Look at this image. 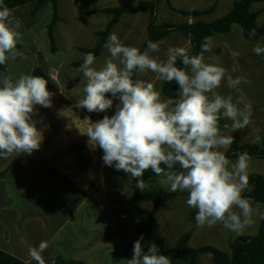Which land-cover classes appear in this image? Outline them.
<instances>
[{
	"label": "crops",
	"instance_id": "crops-1",
	"mask_svg": "<svg viewBox=\"0 0 264 264\" xmlns=\"http://www.w3.org/2000/svg\"><path fill=\"white\" fill-rule=\"evenodd\" d=\"M152 1L56 0L55 20L50 2L38 9L35 2L10 9L21 21L19 31L22 38L17 43L21 48L17 49L20 55L10 58L5 69L0 71V87L5 75H11L14 82L21 75H34L47 80V90L53 97L52 107L37 105L35 108L33 119L43 137L39 150L31 155L15 153L7 159L0 158V172L13 165L6 176L0 178L1 251L26 264H37L30 258L29 248L47 241L48 248L42 253L46 264H52V260L56 262L59 256L84 264H121L132 259L134 244L141 236L145 254L150 245H155L159 252L171 249L181 236L189 233V248L209 246L230 256V243L239 237L259 233L264 203L252 204L255 209L253 223L237 234L222 223L198 228L195 221L197 210L186 203L188 194L159 201L146 225L148 230L141 232L142 220L152 214L154 204L143 198L130 200L135 191L146 192L152 188L159 196L171 191L160 183L161 177L157 176L150 178L153 183L142 176L146 187L141 191L136 186L137 179L117 171L114 166H106L102 160L103 151L98 146L93 148L89 137L79 131L86 129V118L95 123L105 115H114L119 103L114 98L113 108L106 113H89L75 107L83 96L86 83L78 71L85 50L95 48L105 31L93 67L101 68L110 57L105 45L112 34H116L124 46L140 50L152 21L151 13L148 10L123 12L113 20L114 15L108 10L136 7ZM234 1L237 0L160 2L154 22L213 21L226 15ZM209 10L199 17H186L180 13ZM250 10L256 13L257 24L264 26V0H255ZM210 38L211 51L205 62L225 68L233 78L241 77L239 88L252 108L251 123L247 128L234 133L225 128L221 129V134L233 135L239 144L252 143L260 148L264 143V53L257 55L253 49L257 45L264 48V37L248 40L242 27L233 23L229 31L213 33ZM156 43L160 50L150 55L166 60L169 47L187 48L190 40L175 30ZM234 52L239 55H232ZM135 79L153 83L160 91L161 99H169L162 91L163 82L156 79L155 73H136ZM245 80L247 83L243 82ZM216 91L225 97L231 95L233 102L237 98L236 91L227 86L226 78ZM223 120L225 125L231 124L230 120ZM237 159L230 161L235 163ZM251 174L264 177V159L250 156L248 176ZM196 264L214 262L210 254L202 253Z\"/></svg>",
	"mask_w": 264,
	"mask_h": 264
},
{
	"label": "clouds",
	"instance_id": "clouds-1",
	"mask_svg": "<svg viewBox=\"0 0 264 264\" xmlns=\"http://www.w3.org/2000/svg\"><path fill=\"white\" fill-rule=\"evenodd\" d=\"M20 27L21 21L13 12L0 5V65L20 55ZM250 34L255 35V31ZM105 47L110 57L99 69L92 66L96 57L85 54L78 71L86 83L75 105L89 113H106L113 108L114 98L119 100L114 115H105L95 123L86 118V129L79 130L89 137L93 148L98 146L103 151L104 164L137 179L136 186L141 191L146 187L141 177L151 170L161 177L160 183L168 191L187 192V205L197 210L198 228L222 223L240 234L250 227L255 209L251 199L243 196L252 191L248 177L250 156L247 152L237 153L235 163L227 158L225 153L234 137L221 134L218 122L222 116L231 121L224 126L228 132L242 131L251 123L252 108L239 88L241 77L233 78L225 68L205 62L211 38L204 39L197 55H189L184 47H169L166 60L150 55L160 50L159 44L152 41L141 53L136 47L124 46L112 34ZM253 51L261 55L264 48L257 45ZM178 59L183 68L177 67ZM146 71L155 73L158 81L175 82L179 86L178 98L162 100L153 83L133 79L134 73ZM225 78L227 86L237 93L235 102L231 95L225 97L216 91ZM47 83L34 75H21L15 82L11 75L3 77L0 158L7 159L15 153L31 155L39 150L43 137L33 116L37 105L52 107L53 94L47 90ZM177 165L179 171L174 170ZM142 240L141 236L135 242L132 259L121 264H171L167 256L158 254L155 245H150L145 254ZM47 248V241L30 247V258L37 264H46L42 253Z\"/></svg>",
	"mask_w": 264,
	"mask_h": 264
},
{
	"label": "trees",
	"instance_id": "trees-1",
	"mask_svg": "<svg viewBox=\"0 0 264 264\" xmlns=\"http://www.w3.org/2000/svg\"><path fill=\"white\" fill-rule=\"evenodd\" d=\"M255 0H237L233 2L231 10L224 16L219 17L213 21H203L198 20L192 23L189 22H181V23H171L165 22L161 24H155L154 17L157 5L160 2H168V0H153L152 2L140 3L136 7H121L116 9L108 10V12L114 15V19H116L123 12H136V11H146L148 10L151 13L152 21L149 23L147 27L146 38L140 48V52L142 53L145 48H147V44L149 41L156 42L159 39H162L167 34L172 31L178 30L182 32L187 38L190 40V44L187 46V50L189 55H197L201 51V45L204 42L206 37H210L213 33L216 32H227L230 29L231 24L237 23L242 27L243 35L248 40H255L260 37H264V26H259L256 22L257 15L256 13L250 10V5ZM35 2L36 9L40 8L45 2H50L54 9V18H56V0H0V5L7 6L9 9H13L15 7L24 6L27 3ZM209 11H193L191 13L188 12H180L184 16L192 15L194 17L202 16ZM49 31L51 30V25L48 27ZM255 31V35H251L252 31ZM106 31L102 33L101 39L98 45L90 50H85V54L92 53L96 56L102 47L103 41L105 39ZM51 36V34H50ZM21 45L17 44V49H20ZM205 58L208 56V52L204 53ZM84 60V59H83ZM83 61L79 63L81 66ZM7 63L5 65H0V71L4 70ZM177 67H184L182 62L177 60ZM135 74L133 75V79L135 80ZM179 86L175 84V82L168 83L163 82L162 91L163 93L171 98L177 99V90ZM220 129H225V123L223 118L221 117L219 120ZM247 152L249 156L262 158L264 159V143L260 148H257L252 143L247 144H239L234 140V143L225 153L229 160L233 158H238L237 153ZM12 164L5 170L0 172V178L6 176L7 172L12 168ZM162 168L166 169V166L161 165ZM174 170L179 171V166L177 165ZM145 177L153 178L156 176L151 170H148L144 173ZM249 177V184L252 188L251 192H244L243 196L246 198H250L252 204L256 203H264V177L258 174H251ZM151 183L152 180H150ZM178 194H188L187 192H171L166 195L159 196L155 194L154 190L151 188L146 192H140L138 190L135 191V194L130 200H135L139 198H143L146 200H152L154 206L152 214L147 216L142 220L141 224V232H146L148 230L147 224H149L151 218L154 215V209L156 210V205L159 201L167 200L173 196ZM189 237V233L181 236L175 247L171 249H167L159 252L158 254L165 255L169 258L171 264H196L197 257L202 253H208L212 256L214 264H264V218H262L261 226L259 233L256 236H242L230 243V251L231 255L213 248V247H201L197 249H191L187 245V240ZM0 264H26L17 258L3 252L0 250ZM55 264H84L80 261H75L66 257L59 256Z\"/></svg>",
	"mask_w": 264,
	"mask_h": 264
},
{
	"label": "rangeland",
	"instance_id": "rangeland-1",
	"mask_svg": "<svg viewBox=\"0 0 264 264\" xmlns=\"http://www.w3.org/2000/svg\"><path fill=\"white\" fill-rule=\"evenodd\" d=\"M159 40H160V39H159ZM157 41H158V40H157ZM157 41H156V42H157Z\"/></svg>",
	"mask_w": 264,
	"mask_h": 264
}]
</instances>
